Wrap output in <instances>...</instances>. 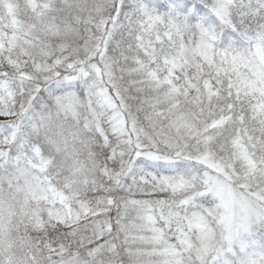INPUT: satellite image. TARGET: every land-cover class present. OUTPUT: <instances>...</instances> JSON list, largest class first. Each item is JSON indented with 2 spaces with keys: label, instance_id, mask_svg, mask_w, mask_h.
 <instances>
[{
  "label": "snow or ice",
  "instance_id": "6c2138e0",
  "mask_svg": "<svg viewBox=\"0 0 264 264\" xmlns=\"http://www.w3.org/2000/svg\"><path fill=\"white\" fill-rule=\"evenodd\" d=\"M0 264H264V0H0Z\"/></svg>",
  "mask_w": 264,
  "mask_h": 264
}]
</instances>
